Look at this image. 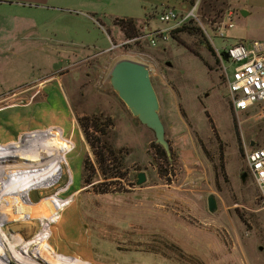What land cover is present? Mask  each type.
Instances as JSON below:
<instances>
[{"label": "rangeland", "instance_id": "obj_1", "mask_svg": "<svg viewBox=\"0 0 264 264\" xmlns=\"http://www.w3.org/2000/svg\"><path fill=\"white\" fill-rule=\"evenodd\" d=\"M228 1L195 0L193 27L208 36L180 33L178 42L170 38L156 48L146 39L126 40L110 17L107 21L94 17L83 27L64 16L54 17L37 25V42L32 43L36 47L20 39L15 40L17 47L0 44V144L54 128L73 145L57 182L29 195L35 204L56 195L70 201L59 216L53 213L56 218L49 225L54 233L49 245L57 254L90 264H264L260 192L250 176L241 181L246 173L244 150L264 146V119L233 112L219 64L207 46L208 37L220 51L239 43L264 44V8L228 6ZM43 8L11 12L39 19L47 13ZM227 10L233 12L234 28L222 39L212 30ZM154 27L165 26L155 19ZM77 30L84 33L77 35ZM54 39L79 45H63L56 54L53 47H60ZM121 60L141 63L150 71L165 138L174 154L169 163L161 158L153 133L132 116L110 86V71ZM224 65L231 75L234 65L228 61ZM55 94L57 99L52 98ZM93 114L114 121L108 141L118 151V160L106 165V176L76 121ZM84 162L85 179L90 164L96 169L91 183H83ZM139 173L146 181L137 186ZM209 196L216 200L213 214L208 211ZM61 200L53 211L64 205ZM12 209L2 210L0 221ZM49 212L47 207L39 215ZM19 219L8 221L3 231L12 244V235L19 234L25 243L16 250L32 255L39 251L34 244L37 234L49 230L48 225L36 219L26 225ZM17 227L21 229L16 233ZM7 244L0 245V264H19L8 256ZM33 261L56 264L44 253Z\"/></svg>", "mask_w": 264, "mask_h": 264}, {"label": "bare ground", "instance_id": "obj_2", "mask_svg": "<svg viewBox=\"0 0 264 264\" xmlns=\"http://www.w3.org/2000/svg\"><path fill=\"white\" fill-rule=\"evenodd\" d=\"M72 148V143L66 140L59 130L54 128L45 131L35 130L16 142L6 145L0 144V212L6 208L13 207L12 213L8 217L5 216L7 217L5 220L0 221V245L8 243V256L17 260L19 264H36L33 258L37 257V255L41 257L42 253L52 256L56 264H90L79 258L69 259L57 254L49 245V240L52 239L54 234L53 228H49V225L54 224L50 222L51 219L54 220L53 218H56L53 213L57 212V216H59V211L69 207L70 201L61 200L59 195L54 196L51 200H42L39 204H35L29 199L31 191L47 189L57 182L63 172L62 166L66 163V157L71 153ZM57 200L64 201V205L60 209L53 211L54 208L52 207L56 205ZM47 207L50 211L49 214L43 217L40 216L39 214L43 213ZM13 210H16V212H13ZM14 217L21 218L18 221H22L26 225H30L26 221L32 219L47 223L49 230L37 234L34 240V244H38L39 251L37 250L32 255L28 250L26 252H18L16 250L18 245L25 243L23 239H20L19 234L11 237L15 239V244L9 241V236L3 231V227ZM20 229L19 227L14 228L16 233ZM29 235L32 234L30 233ZM29 244L32 245L30 242L27 243L26 249L30 247L28 246Z\"/></svg>", "mask_w": 264, "mask_h": 264}, {"label": "built area", "instance_id": "obj_3", "mask_svg": "<svg viewBox=\"0 0 264 264\" xmlns=\"http://www.w3.org/2000/svg\"><path fill=\"white\" fill-rule=\"evenodd\" d=\"M195 5L182 17L173 9H166L156 15V20L164 25L163 29L151 30L148 35L131 40L138 42L146 39L151 48L166 44L170 39L171 31L182 27L195 18ZM233 12L227 10L222 15V20L214 26L213 33L224 38L225 31L234 28L232 23ZM195 21V20H194ZM202 32L206 35L204 29ZM210 46L214 57L218 61L222 77L226 83L229 105L237 115L251 114L255 119H264V44L253 42L250 45L236 44L227 50H217ZM226 56V58H225ZM224 61L230 62L234 67L231 75L224 65ZM244 163L246 172L255 181L261 201L264 207V146L246 148L244 150Z\"/></svg>", "mask_w": 264, "mask_h": 264}, {"label": "crops", "instance_id": "obj_4", "mask_svg": "<svg viewBox=\"0 0 264 264\" xmlns=\"http://www.w3.org/2000/svg\"><path fill=\"white\" fill-rule=\"evenodd\" d=\"M194 3L195 0H0V44L5 42L10 46L13 43L15 44L16 39H20L32 45V43L37 42V39L34 40L37 25L48 23L54 17L63 16L65 17L64 20L72 21L77 27L92 24L94 17L104 21H107L106 17L133 19L140 24L147 22L148 31H153L155 30L154 22L157 14L166 9H174L179 14L185 15L192 9ZM234 4H245L251 6V8H264V0L228 1V6ZM38 5L44 7L42 10L47 11V13H42L43 16L41 15L42 18L39 19L37 15L36 18L23 17L17 14L13 16L11 12L12 9L17 12L19 9L37 8ZM205 6V3L201 7L199 6V12H202ZM206 8L208 10L209 7ZM37 21L39 22L37 23ZM91 26L94 28L93 25ZM75 33L80 35L84 32L77 30ZM120 35H122L121 32ZM27 39L31 40L26 41ZM53 41L55 45L60 47V50L53 47V52L56 54L60 53L62 48L64 49L63 45H79L74 43L75 40L54 39ZM13 46H16V44ZM31 47L36 46L32 45ZM38 51L35 48V53ZM52 98L56 99L57 95L55 94Z\"/></svg>", "mask_w": 264, "mask_h": 264}, {"label": "water", "instance_id": "obj_5", "mask_svg": "<svg viewBox=\"0 0 264 264\" xmlns=\"http://www.w3.org/2000/svg\"><path fill=\"white\" fill-rule=\"evenodd\" d=\"M110 86L132 116L153 133L155 143L170 160V147L165 138V128L159 116V102L148 68L130 60L118 61L110 71ZM145 181L144 173L137 174V186ZM241 181L245 183V173L241 175ZM207 206L209 213L216 211L217 205L213 196L208 197Z\"/></svg>", "mask_w": 264, "mask_h": 264}, {"label": "trees", "instance_id": "obj_6", "mask_svg": "<svg viewBox=\"0 0 264 264\" xmlns=\"http://www.w3.org/2000/svg\"><path fill=\"white\" fill-rule=\"evenodd\" d=\"M194 23V20H190L181 28L171 31L170 38L178 42L177 35L180 33L189 35L190 37H198L199 35L203 37L202 31L199 28L193 27ZM113 25L120 30L126 40L138 39L139 37L148 35L150 32L148 31L147 22L140 24L133 19H115ZM207 46L210 52L214 55L211 47L209 45ZM185 48L192 53L189 48ZM216 62L218 63L217 60ZM76 121L82 132L86 144L89 146L92 155L95 157L96 164L101 170L102 168H104V173L102 172V174L106 176L105 168L108 166L107 164L111 162L114 163L118 160V151L114 149L111 143L108 141L109 134L110 132H112V129L114 127L113 119L110 117L93 114L91 116L77 117ZM157 148L161 154V158L163 159V161L165 163H169L170 160L168 159L162 148L159 146H157ZM170 152L171 158L173 159V151ZM87 171L88 169L85 166L84 162L82 164L83 178L86 176ZM89 171V177L87 179L84 178V184H86L87 182L91 183V181H93V178L95 177L96 169L92 164H90Z\"/></svg>", "mask_w": 264, "mask_h": 264}, {"label": "flooded vegetation", "instance_id": "obj_7", "mask_svg": "<svg viewBox=\"0 0 264 264\" xmlns=\"http://www.w3.org/2000/svg\"><path fill=\"white\" fill-rule=\"evenodd\" d=\"M245 174H246V178H248L249 177L248 173L246 172Z\"/></svg>", "mask_w": 264, "mask_h": 264}]
</instances>
